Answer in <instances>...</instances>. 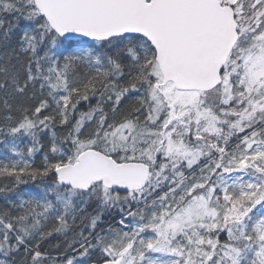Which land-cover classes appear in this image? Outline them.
Masks as SVG:
<instances>
[{
  "label": "snow or ice",
  "instance_id": "1",
  "mask_svg": "<svg viewBox=\"0 0 264 264\" xmlns=\"http://www.w3.org/2000/svg\"><path fill=\"white\" fill-rule=\"evenodd\" d=\"M0 264H264V0H0Z\"/></svg>",
  "mask_w": 264,
  "mask_h": 264
}]
</instances>
